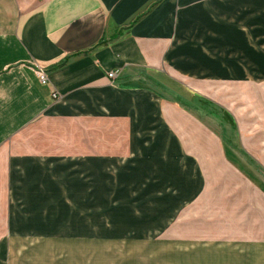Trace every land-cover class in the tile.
Instances as JSON below:
<instances>
[{"label":"crops","instance_id":"1","mask_svg":"<svg viewBox=\"0 0 264 264\" xmlns=\"http://www.w3.org/2000/svg\"><path fill=\"white\" fill-rule=\"evenodd\" d=\"M250 79L264 80V0H0V264L88 192L91 165L200 167L171 94L200 109L206 87Z\"/></svg>","mask_w":264,"mask_h":264},{"label":"rangeland","instance_id":"2","mask_svg":"<svg viewBox=\"0 0 264 264\" xmlns=\"http://www.w3.org/2000/svg\"><path fill=\"white\" fill-rule=\"evenodd\" d=\"M203 94L215 106L169 99L184 110L177 131L200 167L158 157L139 171L91 165L88 192L41 215V241L17 243L10 264H264V80Z\"/></svg>","mask_w":264,"mask_h":264},{"label":"built area","instance_id":"3","mask_svg":"<svg viewBox=\"0 0 264 264\" xmlns=\"http://www.w3.org/2000/svg\"><path fill=\"white\" fill-rule=\"evenodd\" d=\"M35 73L37 75V78L39 80V82L41 84H46L48 82V74L46 72L45 69L41 68V67H37V69H35ZM117 72H113L109 74V78L110 79H114L115 77H117ZM60 95H58L57 93L53 94V99L57 100L59 99Z\"/></svg>","mask_w":264,"mask_h":264}]
</instances>
